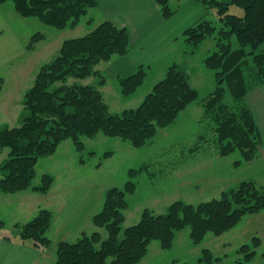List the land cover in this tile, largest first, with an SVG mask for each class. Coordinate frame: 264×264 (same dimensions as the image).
Masks as SVG:
<instances>
[{"label": "trees", "instance_id": "16d2710c", "mask_svg": "<svg viewBox=\"0 0 264 264\" xmlns=\"http://www.w3.org/2000/svg\"><path fill=\"white\" fill-rule=\"evenodd\" d=\"M8 1L21 17L37 19L58 30L70 24L76 26L98 5L97 0H0V5ZM153 1L164 20L174 15L171 0ZM193 1L208 9L215 8L223 25L218 30L204 17L182 36L188 47L185 54H195L206 40H215L216 51L204 60L205 67L215 72L216 83L204 101L206 116L216 124L214 132L220 153L227 156L238 151L246 162H251L262 142L247 95L264 86V49L260 50L264 45V0ZM232 7L242 9L244 14L230 13ZM233 37L238 49H233ZM42 40L44 35L36 34L30 47ZM131 44L132 36L126 27L104 21L87 35L66 40L54 60L41 68L25 95L21 125L0 129V150H9L0 167L1 193L16 194L30 188L48 193L54 182L50 174H43L41 182L33 186L38 162L54 155L66 140H72L80 152L86 148L83 139H93L100 133L127 141L134 148L146 147L159 130L172 125L198 99V90L192 86L189 74L175 63L139 107L121 114L111 113L97 87L68 84L70 79L84 81L96 77L100 79L99 85H104L106 77L97 67L126 56ZM149 70L150 65H143L133 74L120 77L122 97L135 94L144 85ZM135 191L133 181L122 188L108 189L103 209L93 218V224L105 230L107 238L95 232L74 242L61 241L55 247V264H139L154 241L170 250L177 233L190 228V239L199 246L209 234L220 237L236 228L246 216L264 212V189L254 181H243L211 201L197 205L178 201L160 215L146 209L139 223L126 228L120 238L128 196ZM52 222V212L40 210L34 219L17 226L15 236L24 245L51 248L53 242L47 234ZM4 227L5 223L0 221V229ZM260 247L259 237L240 246L237 264H252ZM261 256L264 257V252ZM199 261L225 264L207 248L202 249Z\"/></svg>", "mask_w": 264, "mask_h": 264}, {"label": "rangeland", "instance_id": "374dc122", "mask_svg": "<svg viewBox=\"0 0 264 264\" xmlns=\"http://www.w3.org/2000/svg\"><path fill=\"white\" fill-rule=\"evenodd\" d=\"M129 1L133 3L136 0ZM139 1L142 2H136ZM150 1L159 10L157 4ZM197 3L204 10L199 6L203 12L198 11L197 16H201L195 24L205 17L218 30L223 28L215 8L208 9L201 2ZM169 5L174 15L168 19V24L177 26L184 17L183 11L180 13L182 2L171 0ZM97 10L98 5L89 10V14L81 18L76 26L70 24L58 30L37 19L21 17L10 1L0 5V129L21 125L27 91L33 86L41 68L54 60L66 40L83 37L102 22L109 21ZM230 13L240 16L244 14L242 9L236 7H232ZM111 22L120 27L130 25L126 21L125 26L117 21ZM126 28L131 34L129 28ZM184 31L180 35L173 33V37L152 48L153 51L158 49L160 54H155L148 64L151 70L148 71L144 85L128 98L122 97L120 93V77L116 79L109 76L107 70L112 61L97 67L106 77L104 85H99L100 79L96 77L84 81H68L69 85L78 83L97 87L111 113L121 114L126 109L139 107L154 85L164 78L167 69L175 63L189 74L199 97L172 125L159 130L146 147L134 148L127 141L100 133L93 139H83L86 148L80 152L72 140H66L54 155L38 162L33 186L41 182L43 174H50L54 182L48 193L41 194L31 188L16 194L0 192V221L5 223V227L0 229V237L10 238L7 241L22 244L15 236L17 226L31 221L43 209L53 214V222L47 234L49 238L55 219L60 218V214L71 220L64 234L66 239L54 241L50 238L53 242L51 248L37 249L27 244L39 252L35 264H55V247L61 241L74 242L85 234L92 235L95 232H100L103 239H106L107 232L97 228L93 218L103 209L107 190L112 187L122 188L128 181L136 184V191L128 196L129 204L120 238H123L126 228L139 223L146 209L160 215L178 201L195 205L211 201L237 188L243 181H254L264 189V90L260 101L255 104L256 115L252 110L262 140L255 159L246 162L238 151L223 156L214 132L216 124L206 116L204 109L205 99L216 87L215 72L204 65V60L216 51L215 40H206L195 54H185L188 47L182 37ZM39 33L44 35V40L30 47L33 37ZM231 42L233 49L239 48L235 37ZM263 49L264 45L260 50ZM260 89H264V86L249 92L247 102L248 97ZM8 154V149L0 150V167ZM261 214L264 212L246 216L236 228L220 237L209 234L199 246L192 243L190 228L177 233L170 250H164L159 242L154 241L139 264H204L199 261L204 248L210 249L215 257L222 258L225 264H237L240 246L250 244L254 237L264 239V216ZM262 252L264 241L252 264H264Z\"/></svg>", "mask_w": 264, "mask_h": 264}, {"label": "crops", "instance_id": "0c3cea01", "mask_svg": "<svg viewBox=\"0 0 264 264\" xmlns=\"http://www.w3.org/2000/svg\"><path fill=\"white\" fill-rule=\"evenodd\" d=\"M136 1L132 3L129 0H98L99 11L97 10V13L101 14L105 20L117 21L123 26L126 25L124 21L128 22L130 25H126V27L129 28L131 36H133L129 53L126 56L114 58L108 66L109 76L116 79L133 74L142 64H150L154 55L160 54L158 49L153 51L152 48L173 37V33L182 34L186 28L195 24L196 20L200 18L201 15L197 16L198 11L203 12L204 10L202 5L193 0H180L182 2L180 13L182 11L184 13L183 21L177 26H172L168 24V20L162 18L159 10L150 0H142L139 3ZM147 8L148 12H146ZM134 21L138 22L134 23ZM263 90L254 91L248 97V103L255 115L257 113L255 104L260 101ZM67 217L60 214V218L55 219V225L50 231L52 240L66 239L64 235L66 227L70 225L69 221L71 222ZM263 241L264 239L262 244ZM38 253V250L31 246L17 244V241H7L0 237V264H35Z\"/></svg>", "mask_w": 264, "mask_h": 264}]
</instances>
